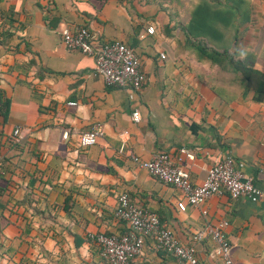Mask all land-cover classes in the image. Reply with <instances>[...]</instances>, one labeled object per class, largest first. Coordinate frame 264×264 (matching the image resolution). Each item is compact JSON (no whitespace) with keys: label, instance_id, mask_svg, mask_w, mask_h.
Here are the masks:
<instances>
[{"label":"crops","instance_id":"obj_1","mask_svg":"<svg viewBox=\"0 0 264 264\" xmlns=\"http://www.w3.org/2000/svg\"><path fill=\"white\" fill-rule=\"evenodd\" d=\"M77 26L134 48L140 91L107 85L92 56L65 46ZM0 91V264H105L88 235L127 230L122 191L197 264H222L208 230L193 238L220 221L235 264H264V199L215 194L181 211V191L131 159L168 152L199 184L231 155L264 189V0H0ZM96 124L103 136L79 147ZM138 259L177 262L150 237Z\"/></svg>","mask_w":264,"mask_h":264},{"label":"built area","instance_id":"obj_2","mask_svg":"<svg viewBox=\"0 0 264 264\" xmlns=\"http://www.w3.org/2000/svg\"><path fill=\"white\" fill-rule=\"evenodd\" d=\"M154 30V26L150 25L146 28V33L152 34ZM61 35L68 49L78 50L94 58L95 69L107 85L133 91H140L143 87L146 75L139 56L130 45L119 40L100 39L86 26L66 27ZM131 117L134 122L140 120L136 110L131 113ZM103 134L100 125H93L79 134V146L86 148L94 145ZM68 136L69 131L64 129L62 137L67 139ZM179 154L188 159L194 158V154L186 147H180ZM131 159L153 177L181 191L184 200H179L176 205L181 211L188 205H201L215 194L227 193L231 198L246 196L253 200L264 199V189L242 172V164L237 163L231 155L208 166L206 176L199 184L192 183L185 166L180 162L181 157L174 161L168 152L158 151L150 159L131 155ZM114 214L126 224L127 231L88 235L89 239L97 242L105 264H145L138 256L142 254L147 237L154 241L157 248L172 254L177 259L176 264L198 263L195 248L182 243L169 228L161 224L154 211L138 204L127 192L117 194ZM225 224L224 221L215 225L208 224L202 231L196 232L193 238L201 239L208 230L221 263L235 264L231 253L232 245L224 231Z\"/></svg>","mask_w":264,"mask_h":264},{"label":"trees","instance_id":"obj_3","mask_svg":"<svg viewBox=\"0 0 264 264\" xmlns=\"http://www.w3.org/2000/svg\"><path fill=\"white\" fill-rule=\"evenodd\" d=\"M87 27V26H86ZM200 42V41H199ZM199 44V43H198ZM202 49V48H201ZM203 50V49H202ZM211 52L216 53L217 54V51L215 50H211ZM8 104H9V101L7 98H4L2 92L0 91V105L3 106L5 108V111H3L4 114H6V111L8 109ZM2 112V111H1ZM80 147V146H79ZM120 220V219H119ZM122 221V220H121ZM126 225V224H125ZM127 231V230H126ZM125 232V231H124ZM123 233V232H122Z\"/></svg>","mask_w":264,"mask_h":264}]
</instances>
